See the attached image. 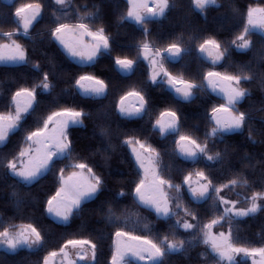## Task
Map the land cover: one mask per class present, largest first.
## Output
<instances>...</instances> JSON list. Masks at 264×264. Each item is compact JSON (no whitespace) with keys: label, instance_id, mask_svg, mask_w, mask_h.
<instances>
[{"label":"snow or ice","instance_id":"snow-or-ice-1","mask_svg":"<svg viewBox=\"0 0 264 264\" xmlns=\"http://www.w3.org/2000/svg\"><path fill=\"white\" fill-rule=\"evenodd\" d=\"M193 2L195 8L203 14L206 8L216 5L217 0ZM54 3L61 9L67 6V0H54ZM127 3L128 11L123 19L138 25L145 39L137 45V60L116 56L115 66L124 73H133L138 61L143 60L148 68V81L152 85L163 81L183 101L193 99L197 90L208 89L218 94L223 102L206 110L211 127L205 131L203 140L182 130L181 113L172 107L160 110L151 122L150 130L158 132L162 138L171 134L174 151L195 166L185 171L179 182L165 175L161 166V152L147 135L142 138L136 130L121 132L120 145L127 149L134 175L128 192L120 188L115 196H131L138 205L167 225L172 238L163 235L157 242L147 235H137L125 230L123 226L117 227L111 264H133L134 261L136 264H163L169 253L185 249L186 241L176 238V232L180 230L187 233L198 231L200 242L215 254L217 264H239L237 257L240 256L251 258L252 264H264V244L256 247L239 243L231 227L226 232L214 231L217 225H230L234 219L254 215L264 209V190L253 192L250 198L245 197L248 207H238L237 200L228 199L222 193L225 189H234L247 181L237 177L222 182L211 174V167L222 162L225 155L215 150L218 141H225L228 134L244 132L246 128H249V139H252L249 125L251 116L239 107L251 94L242 86L251 77L243 67L239 74L217 70L228 55V48L223 47L214 36L203 38L196 48L211 65L202 73L199 84L184 78L183 73L173 74L165 62L179 60L187 50L180 43H170L163 48L155 46L147 40L149 29L146 27L151 20L165 16L171 7L169 0H127ZM42 8L39 3L21 4L15 9L20 26L14 32L0 34L5 40L0 42V64H31L42 76L32 86L22 85L17 88L9 106L0 111V151H8V155L0 160V166L7 175L25 185L38 183L47 176L54 177V189L51 194H46L42 211L45 216L68 224L82 212L86 202L103 193L106 179L98 173L90 156L78 150L76 133L79 127H86L84 121L90 119V113L83 107L61 106L58 101H54L45 113L32 119L43 103L44 94L51 96L55 85L49 79V73L42 71L38 62L30 60L27 49L14 37L22 35L31 38L30 29L41 17ZM65 16L66 13L55 17V26L50 30V36L68 57L82 65H94L102 56L111 55L112 44L105 29L101 27L93 30L85 22L91 14L79 15L78 22L74 23L66 22ZM254 32L264 34L262 4L247 6L240 32L230 42L231 46L242 52L250 50L253 44L248 37ZM73 86L84 97L104 98L109 95V84L105 79L88 72L78 75ZM151 100L146 90L130 86L129 90L119 95L114 108L122 120H143L145 117L151 120L154 107ZM100 134L107 136L103 128ZM13 136H20L21 139L13 144ZM111 147L109 143L108 148ZM185 197H188V203H185ZM208 201L212 202L215 212L211 219L204 222L190 205L203 208ZM204 211L206 214L207 210ZM108 212L111 222L121 220L111 207ZM131 215L137 216L134 223L140 224L143 220V229L152 231L146 217ZM130 218V214L124 213L123 224L126 225ZM195 238L193 236L187 243L191 244ZM44 244L45 237L36 223L0 221V247L14 252L25 247L43 249ZM96 247L95 243L86 238L66 239L58 250L49 251L43 257L42 264H55L54 258L58 255L63 257L65 264H93ZM69 248L76 250L77 259L69 255Z\"/></svg>","mask_w":264,"mask_h":264},{"label":"trees","instance_id":"trees-1","mask_svg":"<svg viewBox=\"0 0 264 264\" xmlns=\"http://www.w3.org/2000/svg\"><path fill=\"white\" fill-rule=\"evenodd\" d=\"M27 3L41 4L42 15L30 29L31 38L22 35L14 38L27 49L30 60L38 62L41 70L49 73V79L55 85L51 96L44 94L43 103L32 119L45 113L54 101H58L61 106L79 105L90 113V119L84 121L87 126L79 127L76 133L78 150L90 156L98 173L105 177L106 186L98 198L86 202L82 212L68 224H64L45 216L42 211L46 194H51L54 189V177L47 176L38 183L25 185L7 175L0 166V221L14 224L36 223L45 237L43 249H20L16 252L0 249V264H42L43 257L49 251L58 250L66 239L77 238H86L96 244L93 264H111L114 232L121 226L137 235H147L157 242L163 235L172 238L167 225L138 205L131 196H115L120 188L128 192L134 175L127 149L120 145L121 132L136 130L142 138L147 135L161 152V166L165 175L179 182L183 173L195 166L174 151L175 144L171 134L162 138L158 132L151 131V122L160 110L172 107L181 113L182 130L203 140L205 131L211 127L206 110L214 104L222 103V99L208 89H203L197 90L190 101H183L163 82L152 85L148 81V68L143 60L138 61L133 73H123L115 66L116 56L137 60V45L145 39L138 25L123 19L128 11L127 0H67V6L62 9L54 0H0V34L14 32L20 26L15 9ZM169 4L171 7L165 16L151 20L146 27L149 29L147 40L155 46L163 48L170 43H180L187 50L179 60L165 62V66L173 74L183 73L184 78L199 84L202 73L211 65L196 48L203 38L214 36L223 47L228 48V55L217 70L239 74L243 67L251 77L242 84L251 94L239 107L251 116L249 125L252 139H249V128L244 132L228 134L225 141H218L215 145V150L225 153L223 161L211 167V174L222 182L237 177L246 180V184L231 190L225 189L222 193L230 199L246 202L245 197L250 198L253 192L264 190V35L259 32L250 35L248 39L253 46L246 52L234 49L230 42L240 32L247 6L264 5V0H217L216 5L206 8L203 14L195 8L193 0H169ZM65 13V21L73 23L78 22L79 15L91 14L85 22L93 30L101 27L105 29L112 44L111 55L102 56L94 65H82L68 57L50 36V30L55 26V17ZM0 41L5 42L2 35ZM84 72L105 79L109 84V95L104 98L84 97L73 86L75 78ZM40 79L41 73L33 69L31 64H0V111L9 106L11 96L17 88L22 85L32 86ZM130 86L146 90V95L152 98L154 107L151 120L147 117L143 120H122L116 113L115 101ZM102 128L107 132L106 137L100 134ZM20 139V136H13V144ZM109 143L113 147L108 148ZM92 153L95 154L91 155ZM6 155L7 149L0 151V160ZM185 203H188V197H185ZM211 205L212 202L208 201L203 208L195 204L190 206L207 222L215 212ZM109 207L121 217L120 221L113 223L109 220ZM204 209L207 210L206 214ZM124 213L131 216L126 225L122 219ZM131 214H138L139 218L146 217L152 231L143 229V220L140 224L134 223L137 216ZM229 227L232 228L234 237H238L239 243L245 246H262L264 209L254 215L234 219L230 225H217L216 229L228 231ZM193 236L196 237L195 240L188 244L187 241ZM176 238L186 241L185 249L169 253L163 264H217L215 254L200 242L198 231L187 233L180 230L176 232ZM238 261L239 264H250L246 258H239Z\"/></svg>","mask_w":264,"mask_h":264},{"label":"rangeland","instance_id":"rangeland-1","mask_svg":"<svg viewBox=\"0 0 264 264\" xmlns=\"http://www.w3.org/2000/svg\"><path fill=\"white\" fill-rule=\"evenodd\" d=\"M18 22H19V20H18ZM20 25V24H19ZM264 35V34H263ZM1 42V41H0ZM202 55V54H201ZM203 56V55H202ZM204 57V56H203ZM205 58V57H204ZM74 60V59H73ZM76 62H78V63H80L79 61H77V60H75ZM9 64H14V63H9ZM81 64V63H80ZM210 91V90H209ZM174 92V91H173ZM211 92V91H210ZM175 94V93H174ZM213 94H215L216 96H218L219 98H221L218 94H216V93H213ZM176 95V94H175ZM179 98V97H178ZM224 195V194H223ZM225 196H226V194H225ZM226 198H228L227 196H226ZM228 199H230V198H228ZM233 200V199H232ZM239 202V201H238ZM249 206V204H248V201H242V202H239L238 203V207H248ZM52 218H54V217H52ZM55 220H57L56 218H54ZM57 221H59V220H57ZM61 222V221H60ZM214 231H217V232H219V231H225L226 232V230H223V229H214ZM0 249H3V250H6V251H8V252H13V251H10V250H8V249H6V248H3V247H0ZM20 249H28V248H20ZM20 249H18V250H20ZM18 250H16V251H18ZM16 251H14V252H16ZM68 252H69V255L73 258V259H77V256H76V250L75 249H72V248H69L68 249ZM96 258V257H95ZM239 258H246V259H248L249 261H250V264H252V259L251 258H248V257H243V256H240V257H237V260H239ZM54 260H55V264H65V262H64V259H63V257L62 256H60V255H58L57 257H55L54 258Z\"/></svg>","mask_w":264,"mask_h":264},{"label":"crops","instance_id":"crops-1","mask_svg":"<svg viewBox=\"0 0 264 264\" xmlns=\"http://www.w3.org/2000/svg\"><path fill=\"white\" fill-rule=\"evenodd\" d=\"M73 59V58H72ZM75 60V59H74ZM120 70V69H119ZM121 71V70H120ZM122 72V71H121ZM124 73V72H123ZM160 82H163V81H160ZM168 87V86H167ZM169 88V87H168ZM169 89H171V88H169ZM172 90V89H171ZM173 91V90H172Z\"/></svg>","mask_w":264,"mask_h":264}]
</instances>
